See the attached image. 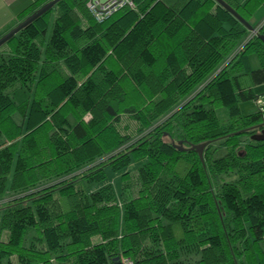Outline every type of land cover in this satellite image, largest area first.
I'll return each mask as SVG.
<instances>
[{
    "label": "trees",
    "instance_id": "obj_1",
    "mask_svg": "<svg viewBox=\"0 0 264 264\" xmlns=\"http://www.w3.org/2000/svg\"><path fill=\"white\" fill-rule=\"evenodd\" d=\"M224 1L256 31L216 0H134L102 22L59 0L0 46V255L264 264V0ZM106 167H132L122 199Z\"/></svg>",
    "mask_w": 264,
    "mask_h": 264
},
{
    "label": "rangeland",
    "instance_id": "obj_2",
    "mask_svg": "<svg viewBox=\"0 0 264 264\" xmlns=\"http://www.w3.org/2000/svg\"><path fill=\"white\" fill-rule=\"evenodd\" d=\"M240 2H243L244 0H239ZM253 23L254 24H259L260 22L263 21L264 19V5H259L256 9L255 12L253 13ZM52 19V16H51ZM254 91L257 94H262L264 93V83L256 85L254 87ZM263 95V94H262ZM241 103H243L240 107L242 108L243 112H248L251 108H252V104L253 102L251 100H245L242 101ZM132 167H127V168H121V169H115V168H111V167H106L105 170V174H106V178H105V183H109L116 195L117 198L122 199L121 197V187H122V174L127 171V170H131ZM11 173H12V169L10 171V173L7 176V181H6V188L9 189L10 186V181H11ZM103 182V183H104ZM119 200V202L121 203V200ZM5 238V232H0V239H4ZM27 238H29V234L27 235ZM24 243H26V240L24 241ZM0 264H21L18 260V258L13 255V254H6L4 253V255H0ZM23 264H28L27 261L23 262Z\"/></svg>",
    "mask_w": 264,
    "mask_h": 264
},
{
    "label": "water",
    "instance_id": "obj_3",
    "mask_svg": "<svg viewBox=\"0 0 264 264\" xmlns=\"http://www.w3.org/2000/svg\"><path fill=\"white\" fill-rule=\"evenodd\" d=\"M59 0H50L43 5H41L38 9H36L34 12H32L30 15L25 17L23 20L19 21L16 25H14L12 28H10L6 33L2 34L0 36V46L5 43L8 39H10L13 35H15L19 30L29 25L31 22H33L35 19H37L40 15L48 11L53 7V5ZM224 9L229 11L234 17H236L242 24H244L249 30H255L253 26H251L247 21H245L229 4H227L224 0H216ZM260 39L264 42V36L260 35ZM252 139L255 140H263L264 139V131L260 133L259 135H253ZM179 144H181V141H179ZM178 144V145H179ZM205 146V143H200L197 145H191V149H195L202 160V152L203 148Z\"/></svg>",
    "mask_w": 264,
    "mask_h": 264
},
{
    "label": "built area",
    "instance_id": "obj_4",
    "mask_svg": "<svg viewBox=\"0 0 264 264\" xmlns=\"http://www.w3.org/2000/svg\"><path fill=\"white\" fill-rule=\"evenodd\" d=\"M123 7H134V0H87L86 8L92 17L97 22H102L108 19L113 13ZM253 30V32H255ZM256 105L260 108L262 113V119L264 120V95L255 101ZM125 264H131L128 259L124 260Z\"/></svg>",
    "mask_w": 264,
    "mask_h": 264
},
{
    "label": "crops",
    "instance_id": "obj_5",
    "mask_svg": "<svg viewBox=\"0 0 264 264\" xmlns=\"http://www.w3.org/2000/svg\"><path fill=\"white\" fill-rule=\"evenodd\" d=\"M35 1L36 0H0V33L16 25L19 21L21 12ZM237 1L240 2L239 0Z\"/></svg>",
    "mask_w": 264,
    "mask_h": 264
}]
</instances>
